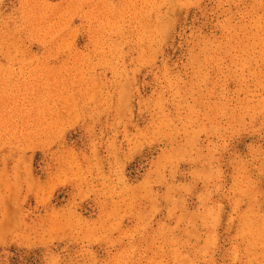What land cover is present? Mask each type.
<instances>
[{"label": "rangeland", "instance_id": "rangeland-1", "mask_svg": "<svg viewBox=\"0 0 264 264\" xmlns=\"http://www.w3.org/2000/svg\"><path fill=\"white\" fill-rule=\"evenodd\" d=\"M0 264H264V0H0Z\"/></svg>", "mask_w": 264, "mask_h": 264}]
</instances>
